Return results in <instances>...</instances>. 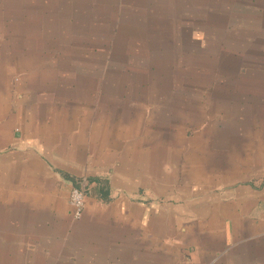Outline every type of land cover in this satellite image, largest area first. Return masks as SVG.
Wrapping results in <instances>:
<instances>
[{
	"label": "crops",
	"instance_id": "1",
	"mask_svg": "<svg viewBox=\"0 0 264 264\" xmlns=\"http://www.w3.org/2000/svg\"><path fill=\"white\" fill-rule=\"evenodd\" d=\"M61 1L75 4L73 12L58 4L60 16H74V25L88 14L87 3L99 7L94 11L99 17L116 16L118 24V8L130 16L138 2ZM204 1L211 3L184 4L192 10ZM212 1L222 6L214 12L218 20L211 31L222 33L218 60H226L225 79L216 81L217 90H193L182 106L192 108L190 113L176 120L171 132L167 98L180 95L168 82L161 84L165 73H103L79 64L72 76L79 82L74 88L79 99L72 106L55 100L70 95L62 61L42 63L49 69L42 72L45 88L38 90L35 82L43 78L22 71L36 60L0 62V264H264V118L256 111L264 104L253 94L254 105L247 108L242 91L241 104L231 105L230 96L225 100V89L247 81L240 72L227 76L252 62L247 56L242 62L238 54L248 51V23L255 25V40L264 41V0ZM0 2H19L21 9L28 0ZM147 3L150 16L157 15L151 7H170L165 0ZM171 9L181 25L196 15L181 6ZM16 20L20 34L25 24ZM105 20L98 26L106 27ZM254 49L253 59L264 64V44ZM178 76L175 82H183ZM151 79L159 88L152 89ZM145 82L146 89L136 88ZM43 97L45 104L38 101ZM79 178L94 183L87 185L76 219L69 196Z\"/></svg>",
	"mask_w": 264,
	"mask_h": 264
},
{
	"label": "rangeland",
	"instance_id": "2",
	"mask_svg": "<svg viewBox=\"0 0 264 264\" xmlns=\"http://www.w3.org/2000/svg\"><path fill=\"white\" fill-rule=\"evenodd\" d=\"M185 1L165 0L166 7L168 4H170V7L162 10L151 7L150 11L157 13V15L150 16L147 9V5H149L147 0H138L130 16L122 13V11L125 12V7L118 8V24L115 23L116 16L108 14L107 17H99L97 13H94V11L97 12L96 9H99V7L96 8L87 3L84 10L88 14L78 17L77 25H74L75 18H71L74 16L65 15V18L60 16L58 4L62 3L61 0H28L27 5L21 9L17 6L19 2H0V17L3 15L5 17L4 20L0 21V23L3 22L0 25H4L5 28L3 29H6L5 32H0V58L3 57L0 62L6 63L15 60V58H18L19 61L22 59L25 61L36 60V65H23L22 71L23 73L37 72V75L43 78V80L35 82L38 90L45 88L47 81L42 72L49 69L48 65L42 63L62 61L63 67H67L64 70L68 79L65 86L69 85L65 89L69 91L70 95L63 96V98L55 96V100H63L64 103L72 106H76L79 99L76 94L77 90L74 89L78 87L79 82L72 80L74 72L77 71L79 66L81 68L83 66L79 64L86 63L87 68L96 67L97 70H101L103 73L123 72L139 76L157 73L159 75V72L165 73L168 78L161 81V84L168 82L167 88L176 91L180 95V97L167 98L166 131L171 132L168 130L175 128L176 124L174 122L190 113L192 108L183 109L182 106L185 105V102L189 103L191 99L189 94L193 90L206 88L213 91L217 90L216 81L225 79V74L222 73L221 69L226 60H218V57L223 56V51L219 47L222 45V33L211 31L218 20L217 17L214 18V12L222 9V6L211 0L210 4L204 1L203 4H196L190 10L189 7L185 6ZM5 4L10 6V9L5 10L3 7ZM60 5L67 6V10L71 12L74 11L72 9L75 4L62 3ZM180 6L187 9L185 14L189 12L196 14L191 17L186 16V22L183 25L178 21V17L172 16L173 12L170 11L172 10L171 7ZM104 9L106 10V8ZM17 12L21 14V18H16ZM29 13L31 14L29 15ZM44 13L52 16L44 18L42 16ZM31 15H36V17H31ZM103 18L106 19L104 22L106 27L98 26V22H102ZM253 18L251 17V19ZM16 19L23 20L25 24L22 26L20 34L15 33L17 28ZM122 19L127 22L133 21L134 25L128 26L127 23L121 21ZM235 23L237 24V21ZM193 27L196 29L195 33H193ZM254 27L253 23L252 25L251 23L247 24L248 51L242 49V53H238L243 55L242 62L245 61V56H247L248 61L252 62L246 65L244 63L237 65L231 75L227 76V78L237 76L240 72L247 79V81H242L241 86H233L231 92L225 89V100L229 101L230 96L231 105L241 104L242 102L247 108H250L251 105H254L253 94L261 96L264 104V64L257 57H255L256 59L252 57L254 56L253 52H255L254 48L264 44V41L255 40L257 35ZM183 28L185 32L182 35ZM185 39H189L190 42L185 41ZM179 45H182L181 49ZM192 45L194 51L191 49ZM231 50L232 47L228 49V52ZM90 62L93 63L90 65ZM218 62L221 66H218ZM0 66L3 68L2 64ZM54 71L58 74L57 70L54 69ZM61 73L63 72L59 74ZM13 74L15 73L13 72ZM175 75H179L178 78H182L183 82L178 80L175 82L173 77ZM13 80L15 79L13 78ZM140 83L142 84V82ZM150 84L152 89L159 88L156 79H151ZM154 85H157V87ZM136 88L146 89V82L142 86L136 85ZM219 91L222 92V87L217 92L219 93ZM239 91L248 95L241 102L238 99ZM55 93H58V91ZM16 94H13V98ZM27 99L25 100L27 101ZM102 99L105 103H110V98L103 97ZM106 99H109V101L106 102ZM138 99L136 96L134 101L138 102ZM38 101L45 104L47 99L43 97ZM195 111L200 112L201 110L196 109ZM256 111L257 115L264 118V107ZM199 112H197V115L200 116L201 113ZM156 114H158L157 111ZM248 115H251L250 110ZM93 183L88 178H79L72 187H81L85 184L86 196L87 185Z\"/></svg>",
	"mask_w": 264,
	"mask_h": 264
},
{
	"label": "built area",
	"instance_id": "3",
	"mask_svg": "<svg viewBox=\"0 0 264 264\" xmlns=\"http://www.w3.org/2000/svg\"><path fill=\"white\" fill-rule=\"evenodd\" d=\"M85 201V184L81 187H72L70 190L69 203L74 218H79L82 214Z\"/></svg>",
	"mask_w": 264,
	"mask_h": 264
},
{
	"label": "trees",
	"instance_id": "4",
	"mask_svg": "<svg viewBox=\"0 0 264 264\" xmlns=\"http://www.w3.org/2000/svg\"><path fill=\"white\" fill-rule=\"evenodd\" d=\"M98 182L100 183V181L98 180Z\"/></svg>",
	"mask_w": 264,
	"mask_h": 264
}]
</instances>
